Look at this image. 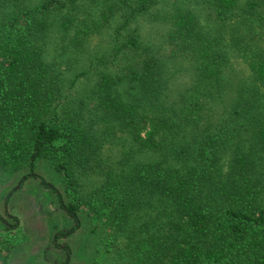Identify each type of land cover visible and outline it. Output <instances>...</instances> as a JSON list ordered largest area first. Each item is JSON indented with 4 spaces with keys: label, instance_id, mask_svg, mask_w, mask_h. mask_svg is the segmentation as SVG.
<instances>
[{
    "label": "trees",
    "instance_id": "obj_1",
    "mask_svg": "<svg viewBox=\"0 0 264 264\" xmlns=\"http://www.w3.org/2000/svg\"><path fill=\"white\" fill-rule=\"evenodd\" d=\"M0 166L71 219L64 264L88 228L117 264H264V0H0Z\"/></svg>",
    "mask_w": 264,
    "mask_h": 264
},
{
    "label": "rangeland",
    "instance_id": "obj_2",
    "mask_svg": "<svg viewBox=\"0 0 264 264\" xmlns=\"http://www.w3.org/2000/svg\"><path fill=\"white\" fill-rule=\"evenodd\" d=\"M164 29L159 24L153 27L157 35L164 33ZM243 68L239 66L240 75ZM38 174L63 190L59 175L46 163L38 168ZM21 176L20 171H7L0 166V213L6 217L5 198L12 192L8 212L20 221L17 228L10 230L0 221V264H64L66 253L54 246L52 237L56 231L71 227L72 221L39 178L31 177L21 185ZM89 230L60 240L62 245L72 248L69 264H117L108 248L107 253L99 254V250L106 251L103 241L100 242L102 234L89 235Z\"/></svg>",
    "mask_w": 264,
    "mask_h": 264
}]
</instances>
